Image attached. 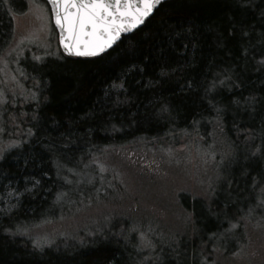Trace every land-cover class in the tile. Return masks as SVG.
Segmentation results:
<instances>
[{
	"label": "trees",
	"instance_id": "16d2710c",
	"mask_svg": "<svg viewBox=\"0 0 264 264\" xmlns=\"http://www.w3.org/2000/svg\"><path fill=\"white\" fill-rule=\"evenodd\" d=\"M25 2L0 0V55ZM262 12L264 0H166L98 56L58 48L29 61L26 53L18 64L25 94L6 105L10 125L0 142L13 145L0 156V264H145L139 219L115 220L109 231L80 226L45 243L36 232L78 204L72 189L103 155L130 153L150 167L191 131L232 150L238 187L221 183L209 196L180 192L185 217L172 228L150 217L153 232L180 238L177 260L162 253L160 264H228L257 240L264 248V220L247 214L256 204L252 177L264 171V154L253 155L264 139Z\"/></svg>",
	"mask_w": 264,
	"mask_h": 264
},
{
	"label": "rangeland",
	"instance_id": "374dc122",
	"mask_svg": "<svg viewBox=\"0 0 264 264\" xmlns=\"http://www.w3.org/2000/svg\"><path fill=\"white\" fill-rule=\"evenodd\" d=\"M25 1V9L14 16L12 41L0 55V142L6 141L7 134H2L10 125L8 114L4 120L6 105H14L17 100L20 104L25 94L19 62L26 53H30L27 56L29 61H37L35 57L43 59L58 50L47 4L43 0ZM10 2L3 0L6 5ZM196 136L192 131L184 134L178 139L176 148L166 149L162 158L150 159V167L140 159L132 158L130 153L116 151L103 155L102 159L96 160L95 169H91L85 180H81L82 185L78 183V189H72L73 192L78 191V204L70 207V211L59 220L43 225L36 232L37 241H52L56 236L73 232L80 226L85 229L102 226V230L109 231L115 220L131 222L139 219L135 222L144 226L137 231L139 239L140 234H144V240H140L144 250L139 251L143 254V259L140 258L144 263L160 264L161 254L167 252L175 260L180 238L170 232H153L150 217L164 229L168 226L172 228L185 217L178 204L177 194L180 192L197 196H204L206 192L209 196L221 183L228 190L238 187L234 177H231V173L234 174L232 150L229 149L226 154L227 149L218 138L211 137L205 143ZM146 167L149 168L147 171L143 169ZM259 208L260 211L255 209L253 214L256 223L264 220V207ZM256 233L263 238L259 232ZM119 235L126 243L134 244L132 236ZM145 243L149 246L144 247ZM255 243L240 252L236 251L239 259L228 264H264V248L260 247L263 241L260 239ZM250 249L255 255L249 253ZM146 256L148 260L144 259Z\"/></svg>",
	"mask_w": 264,
	"mask_h": 264
},
{
	"label": "snow or ice",
	"instance_id": "6c2138e0",
	"mask_svg": "<svg viewBox=\"0 0 264 264\" xmlns=\"http://www.w3.org/2000/svg\"><path fill=\"white\" fill-rule=\"evenodd\" d=\"M48 2L56 8V24L62 33L68 34L67 37L61 35V44L65 50L79 56H92L111 47L121 32L130 31L143 24L160 0H48ZM261 19L264 20V12L261 13ZM66 38L68 43H65ZM35 59L40 60L41 57L37 56ZM261 63H264V60H261ZM245 99L249 103L254 102V97ZM12 146L9 144L0 147V156ZM258 153L264 154V139L253 150V155ZM251 187L255 191L256 204L248 209L249 216L255 208L264 207V171L252 177ZM9 195L19 196L20 193L9 192ZM140 238L144 240L143 233L140 234ZM148 246L147 243L144 244V247ZM144 259L148 260L149 257L146 256Z\"/></svg>",
	"mask_w": 264,
	"mask_h": 264
},
{
	"label": "water",
	"instance_id": "95a60500",
	"mask_svg": "<svg viewBox=\"0 0 264 264\" xmlns=\"http://www.w3.org/2000/svg\"><path fill=\"white\" fill-rule=\"evenodd\" d=\"M44 1L46 2L47 6H48V9H49V12H50V20H51V24L53 25V27H54V29H55V31H56L58 46H59L61 52H62L64 55H66V56H71V57H94V56H98V55L102 54L103 52L107 51L108 49H110L115 43H117V42L120 40L121 36L129 34V33H131L132 31H134V30L140 28V27L143 25V24L138 25L136 28H133V29H131L130 31H127V32H121V33L119 34V37H118V38L116 39V41L111 45V47L107 48L105 51L100 52V53L97 54V55H92V56H79V55H75V54H71V53H69L68 51L65 50L64 46L61 44V35L63 34L65 37H67L68 34H67L66 32H65V33H62L61 29H60V28L58 27V25L56 24V18H57V17H56V8L54 7V5L51 4V3H49L48 0H44ZM163 1H166V0H160V3L163 2ZM160 3H158V4L154 7L152 13L154 12V10L158 7V5H159ZM152 13L150 14V16L152 15ZM62 14H63V13L61 12V15H62ZM150 16H149V17H150ZM149 17H146L145 20H146L147 18H149ZM68 42H69V41H68L67 38H66V39H65V43H68Z\"/></svg>",
	"mask_w": 264,
	"mask_h": 264
}]
</instances>
